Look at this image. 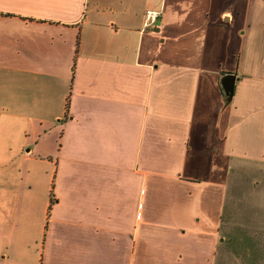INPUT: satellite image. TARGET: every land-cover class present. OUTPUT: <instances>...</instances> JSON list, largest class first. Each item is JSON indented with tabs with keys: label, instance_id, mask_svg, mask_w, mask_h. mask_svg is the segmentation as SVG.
<instances>
[{
	"label": "crops",
	"instance_id": "0c3cea01",
	"mask_svg": "<svg viewBox=\"0 0 264 264\" xmlns=\"http://www.w3.org/2000/svg\"><path fill=\"white\" fill-rule=\"evenodd\" d=\"M139 2L0 0V264H264V0Z\"/></svg>",
	"mask_w": 264,
	"mask_h": 264
},
{
	"label": "water",
	"instance_id": "95a60500",
	"mask_svg": "<svg viewBox=\"0 0 264 264\" xmlns=\"http://www.w3.org/2000/svg\"><path fill=\"white\" fill-rule=\"evenodd\" d=\"M159 29L156 28L155 31H158ZM235 76L233 74H226L222 78V86L224 88V92L228 95V100H230L232 91H233V82H234Z\"/></svg>",
	"mask_w": 264,
	"mask_h": 264
},
{
	"label": "rangeland",
	"instance_id": "374dc122",
	"mask_svg": "<svg viewBox=\"0 0 264 264\" xmlns=\"http://www.w3.org/2000/svg\"><path fill=\"white\" fill-rule=\"evenodd\" d=\"M155 0L152 1V0H144V2H139L137 5H135V7H133V10H135V12L138 14V15H142L145 13V10L147 8H155ZM155 24H153L154 26ZM225 209H228L227 208V205H226V208Z\"/></svg>",
	"mask_w": 264,
	"mask_h": 264
},
{
	"label": "built area",
	"instance_id": "2783aa9c",
	"mask_svg": "<svg viewBox=\"0 0 264 264\" xmlns=\"http://www.w3.org/2000/svg\"><path fill=\"white\" fill-rule=\"evenodd\" d=\"M161 16L160 11L146 10L145 12V26L150 27Z\"/></svg>",
	"mask_w": 264,
	"mask_h": 264
}]
</instances>
